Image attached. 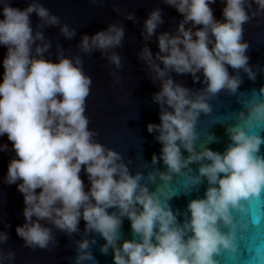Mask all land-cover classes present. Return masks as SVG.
I'll use <instances>...</instances> for the list:
<instances>
[{
  "label": "clouds",
  "instance_id": "clouds-1",
  "mask_svg": "<svg viewBox=\"0 0 264 264\" xmlns=\"http://www.w3.org/2000/svg\"><path fill=\"white\" fill-rule=\"evenodd\" d=\"M215 2L163 0L181 14L171 30L157 32L164 23L159 6L143 20L144 43L136 55L158 86L152 100L159 122L149 121L146 128L160 149L151 155L153 167L145 162L142 172L130 170L120 152L96 138L85 114L92 77L80 53L99 51L115 66L109 74L119 82L122 56L116 49L123 47V23L82 33L74 55L57 44L53 60L45 27L58 26L66 39L77 28L62 23L41 0H29L23 8L0 0V46L5 48L0 137L11 142L0 143V151L12 153L0 180L15 184L23 197L24 219L15 232L25 247L56 245L59 232L69 238L80 234L69 264H97L92 251L97 237L103 240L99 251L111 250L113 264H222L223 254L240 255L251 236L254 243L244 249L249 264H264V85L240 91L241 72L253 81L264 73V66L249 63L250 45L243 38L244 24L264 15V0H222V18L214 15ZM32 13L38 17L35 27ZM124 17L137 22L134 12ZM153 38L155 52L148 43ZM172 73L190 75L202 86L189 87ZM221 92L237 95L241 105L213 117V123H225L222 151L208 147L216 137L198 127ZM158 162L162 168L154 167ZM177 175L183 178L179 187L171 183ZM201 185L203 195L192 196L182 211L173 209L174 196L198 192ZM125 218L130 239L122 238ZM8 227L0 230V245L9 239ZM13 260V250L0 248V264Z\"/></svg>",
  "mask_w": 264,
  "mask_h": 264
},
{
  "label": "water",
  "instance_id": "water-1",
  "mask_svg": "<svg viewBox=\"0 0 264 264\" xmlns=\"http://www.w3.org/2000/svg\"><path fill=\"white\" fill-rule=\"evenodd\" d=\"M29 0H11L15 6L23 8ZM41 2L53 13L60 16L62 23H68L77 28L76 35L71 39H66L59 33L58 26L45 27L44 33L52 40L50 52L53 53L52 59L55 60L56 45L59 44L65 50L66 55H74L79 49L76 47L82 33L92 34L95 31L106 28L112 21H120L125 26V36L123 47L116 50L121 53L122 67L116 69L119 76V82L115 77L109 74V69L114 65L109 64L106 58L101 57L99 51L90 54L80 53L83 58V67L86 73L92 77L90 91L85 100V114L89 117V127L98 132L96 137L100 142L114 148L122 154V157L129 164L132 171H147L145 162L149 167L151 155L153 152H159L160 144L154 140V134L147 131L146 125L149 121L159 122L158 105L152 100V93L157 90V85L153 84L150 78L145 74L142 67L143 62L137 58V51L144 43L140 31L143 20L148 12L155 6L162 9L164 23L157 29V32L171 30L177 21L181 18L174 7L165 5L163 0H41ZM115 5V7H113ZM214 15L222 18L221 9L222 0H216L212 5ZM255 8V5H253ZM128 12H134L137 22H133L124 16ZM33 27L38 22L35 13L31 14ZM243 38L249 42L248 54L249 63L254 67L256 65L264 66V15L253 16L244 26ZM149 46L153 52L157 51L155 39L149 41ZM5 48L0 46V60H2ZM229 71H233L229 68ZM3 72L0 65V73ZM174 79H177L189 87L199 88L202 85L199 82L193 83L190 75H177L172 73ZM242 83L241 92H248L251 89H259L264 85V73H257L256 79L250 80L243 72L240 73ZM213 110L209 115H201L198 122L200 131L213 134L216 137L215 142L208 145L216 150H223L227 143L225 133V123H213V117L240 110L237 95L229 96L225 92L218 94L212 100ZM264 135V133H262ZM204 136H201V140ZM8 142L6 135L0 137V143ZM264 151V144L261 145ZM11 152L0 151V178L3 177L7 161L11 157ZM154 167L162 168V164ZM195 169L196 165L193 164ZM84 178L83 171L81 172ZM86 185L87 181L85 180ZM183 178L179 175L174 176L173 186L179 187ZM204 185H201L199 191H193L190 195H185L183 191L174 196L170 203L174 210L185 208L187 201L195 195H203ZM264 196V193H262ZM23 197L16 189L15 184L6 185L0 180V230H5L4 225L9 224L6 230L9 233L8 241L0 245V248L7 251L13 250V264H69L68 257L74 256V241L80 238V234H74L72 238L57 232L56 245H50L48 248H29L23 245L22 239L17 236L15 227L23 222L22 215ZM111 211V209H109ZM84 221H80L79 227L83 230ZM122 238H131L130 222L127 218L122 224ZM103 243L100 237H97V244L93 246V253L97 264H113L112 253L102 254L99 251V245ZM254 243L250 236L242 244L240 255L229 256L223 254L220 259L222 264H249L250 255L244 249H248Z\"/></svg>",
  "mask_w": 264,
  "mask_h": 264
}]
</instances>
